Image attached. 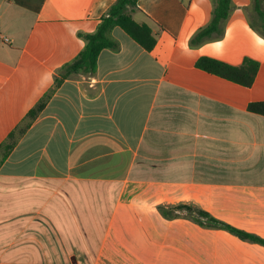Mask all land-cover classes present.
I'll list each match as a JSON object with an SVG mask.
<instances>
[{
    "label": "crops",
    "instance_id": "1",
    "mask_svg": "<svg viewBox=\"0 0 264 264\" xmlns=\"http://www.w3.org/2000/svg\"><path fill=\"white\" fill-rule=\"evenodd\" d=\"M114 0H0V264H264V38L232 0L222 39L190 46L212 0H138L156 46L116 27L66 76ZM260 68L245 87L196 67ZM42 105L34 117L31 110Z\"/></svg>",
    "mask_w": 264,
    "mask_h": 264
},
{
    "label": "trees",
    "instance_id": "2",
    "mask_svg": "<svg viewBox=\"0 0 264 264\" xmlns=\"http://www.w3.org/2000/svg\"><path fill=\"white\" fill-rule=\"evenodd\" d=\"M214 7L209 23L200 28L190 40V46L200 47L205 43L220 40L225 34V26L230 18L233 4L232 0H212ZM138 0H114L108 12L101 17L97 29L94 33L85 35V47L78 54L76 59L65 69L66 76L75 74H92L96 71L97 61L100 53L104 49H118L119 43L111 36L114 28L122 29L133 41L138 43L147 51H152L156 46V37L152 27L147 23H138L133 13L138 10ZM252 14L250 24L252 28L264 38V0H252ZM196 67L206 72L212 73L239 85L251 87L257 77L260 64L250 58H246L240 66H232L222 61L202 57L196 62ZM42 105L30 111V117H34L40 111ZM249 111L264 116V101L249 104ZM160 214L166 219L180 217L177 212H186L195 215L194 221L202 223L206 219L208 224L220 225L231 233L242 239L264 246V239L242 232L230 225L216 220L211 215L197 210L192 205H178L174 207L159 206Z\"/></svg>",
    "mask_w": 264,
    "mask_h": 264
}]
</instances>
